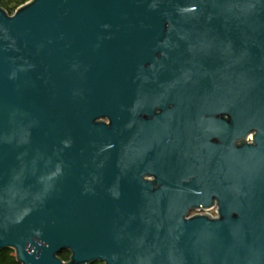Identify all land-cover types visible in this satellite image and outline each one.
<instances>
[{
  "label": "water",
  "instance_id": "water-1",
  "mask_svg": "<svg viewBox=\"0 0 264 264\" xmlns=\"http://www.w3.org/2000/svg\"><path fill=\"white\" fill-rule=\"evenodd\" d=\"M2 250L264 264V0L0 6Z\"/></svg>",
  "mask_w": 264,
  "mask_h": 264
},
{
  "label": "trees",
  "instance_id": "trees-1",
  "mask_svg": "<svg viewBox=\"0 0 264 264\" xmlns=\"http://www.w3.org/2000/svg\"><path fill=\"white\" fill-rule=\"evenodd\" d=\"M28 0H0V6L5 8L10 14ZM59 256L63 260H68L69 252L63 250L59 253ZM0 264H19L15 260L13 250H2L0 251Z\"/></svg>",
  "mask_w": 264,
  "mask_h": 264
},
{
  "label": "flooded vegetation",
  "instance_id": "flooded-vegetation-1",
  "mask_svg": "<svg viewBox=\"0 0 264 264\" xmlns=\"http://www.w3.org/2000/svg\"><path fill=\"white\" fill-rule=\"evenodd\" d=\"M247 140H249V135L247 136ZM215 210H216V206L214 205V206H212L211 209L208 208V209L199 210V211H190L189 214L193 215V214H196V213H201V214L207 213V214H209L211 216H216L217 212H215Z\"/></svg>",
  "mask_w": 264,
  "mask_h": 264
}]
</instances>
